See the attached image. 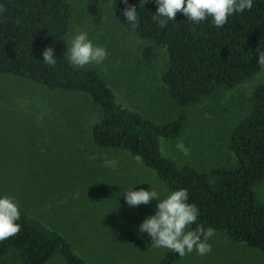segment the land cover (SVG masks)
Masks as SVG:
<instances>
[{
	"label": "rangeland",
	"instance_id": "1",
	"mask_svg": "<svg viewBox=\"0 0 264 264\" xmlns=\"http://www.w3.org/2000/svg\"><path fill=\"white\" fill-rule=\"evenodd\" d=\"M74 21L68 38L83 31L107 51L96 70L117 100L162 123L185 114L182 135L160 140L162 153L200 171L223 165L232 129L248 113L264 68L234 88L221 89L196 105L179 106L162 81L167 51L127 31L113 12V0H69ZM99 108L83 92L48 89L23 77L0 73V190L44 225L60 232L89 264H159L170 251L151 247L139 226L155 215L157 200L129 207L125 194L170 192L154 169L127 151L94 144ZM264 204V182L255 186ZM211 252L195 251L174 264H264V253L215 231ZM48 264H67L62 255Z\"/></svg>",
	"mask_w": 264,
	"mask_h": 264
},
{
	"label": "trees",
	"instance_id": "2",
	"mask_svg": "<svg viewBox=\"0 0 264 264\" xmlns=\"http://www.w3.org/2000/svg\"><path fill=\"white\" fill-rule=\"evenodd\" d=\"M113 0L116 20L127 31L151 43L144 50L149 61L155 47L166 48L168 62L162 81L179 106L196 105L221 89L234 88L261 69L257 49L264 50V0H253L251 10L229 16L223 27L211 17L199 24L177 13L161 28L152 17L155 0ZM0 73L11 74L48 89L78 91L89 95L99 108L92 126L94 144L140 157L156 171L170 191L187 189L188 203L199 216L197 226L211 227L237 242L264 253V204L255 186L264 182V82L252 93L244 118L232 129L225 164L200 171L180 165L162 153L160 140L180 137L185 114L157 123L117 100L112 87L91 68H73L66 56L74 21L69 0H0ZM135 6V29L123 15ZM194 29V30H193ZM54 49L55 66L43 61L45 48ZM0 190V198L4 197ZM21 231L0 242V264H48L62 255L67 264H89L58 231L44 225L19 206ZM181 257L169 251L159 264H174Z\"/></svg>",
	"mask_w": 264,
	"mask_h": 264
},
{
	"label": "clouds",
	"instance_id": "3",
	"mask_svg": "<svg viewBox=\"0 0 264 264\" xmlns=\"http://www.w3.org/2000/svg\"><path fill=\"white\" fill-rule=\"evenodd\" d=\"M123 2L127 5L128 0ZM155 3L157 12L152 19L161 28L170 20H176L178 12L194 24L211 17L214 26L223 27L229 16L243 13L253 7V0H155ZM5 11L6 8L0 5V14ZM123 15L133 29L139 26L135 6L126 7ZM70 43L71 46L67 48L65 54L73 68H83L93 63L101 65L107 58L106 49L94 45L86 32L81 31L73 36ZM256 51L257 63L264 68V50L258 48ZM42 55L44 63L55 66L57 61L53 48H45ZM188 199L187 189L172 191L163 199L155 189L148 191L141 188L138 191L129 190L125 194V201L129 207L148 205L152 200L158 201L155 215L147 217L142 222L139 232H146L151 237V247L166 248L181 258L193 251L199 255L210 253L211 244L208 240L215 235L211 227L205 229L203 226H197L195 230H191V225L197 221L199 210L194 204L188 203ZM20 218L19 205L15 199L9 196L0 198V242L19 234L21 225L17 221Z\"/></svg>",
	"mask_w": 264,
	"mask_h": 264
}]
</instances>
